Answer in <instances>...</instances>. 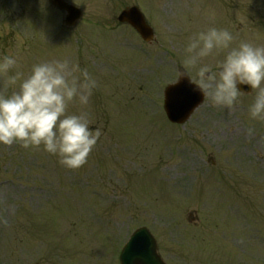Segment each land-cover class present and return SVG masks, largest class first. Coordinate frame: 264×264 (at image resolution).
Masks as SVG:
<instances>
[{
	"label": "rangeland",
	"instance_id": "1",
	"mask_svg": "<svg viewBox=\"0 0 264 264\" xmlns=\"http://www.w3.org/2000/svg\"><path fill=\"white\" fill-rule=\"evenodd\" d=\"M66 1L82 10L73 28L49 0H0V56L18 55L25 75L52 59L87 69L98 86L88 105L73 101L69 111L86 113L101 135L76 169L42 146L0 144V264H119L140 226L167 264H264V121L249 115L255 90L232 108L205 96L180 125L162 109L163 88L178 78L197 31L224 27L233 46L264 45V0ZM131 5L152 40L116 21Z\"/></svg>",
	"mask_w": 264,
	"mask_h": 264
},
{
	"label": "clouds",
	"instance_id": "2",
	"mask_svg": "<svg viewBox=\"0 0 264 264\" xmlns=\"http://www.w3.org/2000/svg\"><path fill=\"white\" fill-rule=\"evenodd\" d=\"M235 39L224 27L197 31L188 38L180 76L214 105L228 108L239 102V85H249L256 93L249 115L264 121V45L242 40L233 46ZM210 57L214 62H205ZM20 64L16 54L0 56V76L6 77L0 90V144L42 146L67 168L83 166L101 132L92 128L86 113L70 112L69 104L88 105L97 80L67 59L35 63L27 75Z\"/></svg>",
	"mask_w": 264,
	"mask_h": 264
},
{
	"label": "water",
	"instance_id": "3",
	"mask_svg": "<svg viewBox=\"0 0 264 264\" xmlns=\"http://www.w3.org/2000/svg\"><path fill=\"white\" fill-rule=\"evenodd\" d=\"M54 5L68 12L66 17L67 24H73L80 16V11L63 0H51ZM120 21L129 22L145 38H150L151 30L145 24L142 14L136 7L124 10L118 16ZM194 85L189 83L186 77H180V82L169 86L165 91V110L168 118L172 121H183L188 113L198 102L197 92ZM242 91H249L246 84L239 85ZM199 93V92H198ZM138 237V238H137ZM153 242V241H152ZM152 247L147 244L143 236L137 235L127 244L120 255L121 264H163L155 252V245Z\"/></svg>",
	"mask_w": 264,
	"mask_h": 264
}]
</instances>
